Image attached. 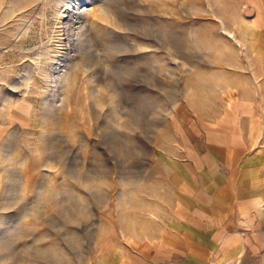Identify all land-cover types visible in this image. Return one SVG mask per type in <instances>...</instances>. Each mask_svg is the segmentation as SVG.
Returning <instances> with one entry per match:
<instances>
[{
    "label": "rangeland",
    "instance_id": "obj_1",
    "mask_svg": "<svg viewBox=\"0 0 264 264\" xmlns=\"http://www.w3.org/2000/svg\"><path fill=\"white\" fill-rule=\"evenodd\" d=\"M263 153L264 0H0V264H264Z\"/></svg>",
    "mask_w": 264,
    "mask_h": 264
},
{
    "label": "crops",
    "instance_id": "obj_2",
    "mask_svg": "<svg viewBox=\"0 0 264 264\" xmlns=\"http://www.w3.org/2000/svg\"><path fill=\"white\" fill-rule=\"evenodd\" d=\"M224 108L232 107L231 102H226ZM238 103L235 102L234 107ZM226 142L233 140L224 135ZM246 149H235L234 147L228 146V143H224V221L229 219L230 212H235V206L239 202L244 203V199L247 197L252 198V203H259V196L263 186L261 185V179L253 174L248 168L250 163V155L243 157V152ZM242 152V153H241ZM264 162V153L259 157ZM255 173H256V168ZM264 171V166H260L259 172ZM263 181V180H262ZM258 184V185H257ZM251 189V190H250ZM225 235V233H224Z\"/></svg>",
    "mask_w": 264,
    "mask_h": 264
}]
</instances>
